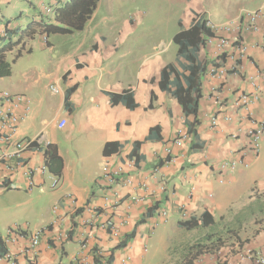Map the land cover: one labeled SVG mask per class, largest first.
<instances>
[{"label": "crops", "instance_id": "obj_1", "mask_svg": "<svg viewBox=\"0 0 264 264\" xmlns=\"http://www.w3.org/2000/svg\"><path fill=\"white\" fill-rule=\"evenodd\" d=\"M198 1L188 0L189 16L179 21L180 28H189L199 17L216 25L229 24L230 31H220L217 37L231 41L240 37L237 45L245 52L235 45L218 57L216 43L201 51L200 58L206 55L207 61H218L228 72L224 77L207 72L201 79L196 149H191L192 138L182 147L174 145L175 139L187 134L186 122L193 123L194 118L186 117L179 101L160 87L168 65L182 72L176 65L177 52L174 58L168 55L171 47L165 40L152 47L143 17L136 20L121 12L119 0H100L82 32L52 35L49 43L38 36L30 45L32 52L13 64L12 75L0 79L1 91L30 101L12 144L1 148L12 158L0 161V237L4 241L9 230L19 232L14 242L5 243L12 260L0 257V264H94L96 250L108 256L133 233L128 246L115 252L114 264L126 257L131 259L128 264H154L150 255L154 245L166 250V264H175L179 258L170 255L175 249L210 230H185L179 223L199 219L205 212L222 227L242 220L239 237L244 244H236L231 252L203 256L195 264H252L249 252L264 256V135L256 155L249 134L264 124V18L257 21V32L246 30L241 36L237 32L248 23L244 14L264 11V0H212L215 10L208 13L195 8ZM12 2L0 0V33L3 20L17 10ZM25 22L22 18L21 25ZM14 55L10 53L8 59ZM24 58L28 59L22 68ZM252 81L261 97L249 105L247 116L235 103L242 94L255 92ZM126 90L133 91V98L124 102ZM5 106L9 107L0 98V109ZM225 116L233 121L225 122ZM212 117L219 118L217 127L210 125ZM24 142L30 146L16 155V145ZM107 143L117 144L109 156L104 153ZM42 144H55L64 161L56 188L52 187L55 177L42 170L40 148L46 147ZM166 148L173 158L157 167L166 159ZM227 160L249 166L221 175L219 167ZM117 167L124 172L111 188L103 178L104 169ZM222 178L224 184L219 183ZM133 196L141 200L135 202ZM46 200L52 205L47 216L32 226L30 218L38 217L37 206ZM162 210L169 212V220L155 227ZM38 231L39 245L33 250L30 239ZM64 234L68 239L62 241Z\"/></svg>", "mask_w": 264, "mask_h": 264}, {"label": "trees", "instance_id": "obj_2", "mask_svg": "<svg viewBox=\"0 0 264 264\" xmlns=\"http://www.w3.org/2000/svg\"><path fill=\"white\" fill-rule=\"evenodd\" d=\"M99 3L100 0H65L60 1L54 8L53 17L39 12L36 17L22 25V15H14L6 19L3 32L0 33V79L12 75L13 63L19 60L24 53L29 54L32 52L30 45L38 36H44L48 42V37L52 35H72L82 32L97 10ZM207 22L206 18L199 17L189 28L181 26V33L174 38L173 42L178 49L176 65L182 72L179 73L174 65L170 64L163 70L160 81L161 89L171 92L173 97L179 101L184 115L194 118L193 123L186 122L187 135L193 140L191 149H196L199 144L195 141L198 136L197 127L200 124L198 119L200 102L203 98L201 79L209 71L210 66L220 67L218 61H207L206 55L205 59L200 58L201 51L206 50L208 40L212 36V32L207 27ZM13 52H15V55L12 63L8 59V55ZM132 98V90L124 91L121 97L124 102L126 99ZM114 147H117L116 143H107L104 149L105 155L112 154L115 151ZM40 149L44 154L45 167L60 183L64 161L59 154L58 147L55 144H49ZM172 158L167 157L161 160L157 167H162L165 163L170 162ZM2 186L6 187L7 185L4 183ZM148 216H153V213L148 212ZM237 223L239 226H237ZM179 224L185 230L209 227L210 230L192 244L180 248L179 252L175 249L171 255L172 259L174 255L177 256V259L179 258L175 264H195L203 256L216 255L227 248H234L236 244H239V247L244 244L239 237L240 227L242 226V220L239 219L235 221L233 226L224 225L222 227L220 222L215 221L208 212H205L199 219L191 217ZM134 237V233L129 235L108 256H104L96 250L94 264H114L116 260L115 252L126 248ZM7 253V246L0 237V257H4Z\"/></svg>", "mask_w": 264, "mask_h": 264}, {"label": "built area", "instance_id": "obj_3", "mask_svg": "<svg viewBox=\"0 0 264 264\" xmlns=\"http://www.w3.org/2000/svg\"><path fill=\"white\" fill-rule=\"evenodd\" d=\"M60 1H65V0H56L52 5H44L42 7V13L46 16H53L54 15V8L59 4ZM246 17L248 19L247 24H242L238 27L237 32L241 36L242 33L246 30H251L252 32H257L258 25L257 21L261 18H264V11H256L252 13H246L242 18ZM207 27L210 29V31L213 33L212 36L209 39V44L212 45L216 43V51L215 53L217 54L218 57L223 56L226 54L227 49L230 46H235L236 45V50H239L241 53L245 52V48L241 45H237L240 43V37L237 39H234L233 41L230 40L228 37H217V34L221 31L223 32H229L230 31V25L229 24H223V25H216L211 22L207 24ZM262 43L264 45V31H263V36H262ZM44 42L47 43L46 38L44 37ZM235 55H232L231 60H235ZM235 69V68H234ZM227 69L224 67H212L209 70V75L210 76H218V77H224L227 75ZM262 72L264 74V63H263V68ZM252 86L254 88V93L252 95H247V94H242L239 99L235 103V107L237 109H244L246 111V115L248 116L249 112V105L252 103L254 100H258L261 96L259 95V87H257V84L252 81ZM0 98L4 99L7 103V106L5 108L0 109V161L3 159H11V155H5V153L2 151L1 148H6L9 147L12 144L14 135L17 130V126L20 124L21 120H23L27 113L30 111V101L24 97L23 95H12L9 92L6 91H1L0 90ZM264 100V97H263ZM20 107H23L24 110L22 113H20L19 110L22 111ZM251 114H249V117ZM223 120L225 122L231 123L233 119L230 116H225L223 117ZM253 123V121H251ZM66 124V121H62L60 124V128H63L64 125ZM219 124V118L218 117H212L210 120V125L212 127H217ZM250 138H251V144L253 147V150L256 155H259L260 153V144L262 140V136L264 135V124H260L259 126L255 127L253 130L249 131ZM185 140H191V138L185 134L182 136H179L177 139L174 140V145L176 147H182L184 144ZM30 146L29 142H24L16 145V148L18 149L16 152V155H19L21 151L26 149L27 147ZM166 158L167 157H172V150L170 148H166L165 150ZM239 166H244L245 168H248V164L242 163L239 160H227L224 161L220 167H219V172L220 174H231L234 173ZM43 171H47V168L44 166ZM124 169L122 167H117L113 170H109L108 168L104 169V174L103 178L106 180L108 183V186L113 188V186L117 183V181L121 178V175L123 174ZM226 181L224 178L219 179V183L224 184ZM59 185V181H57V178L54 179L53 182V188H56ZM144 187V186H143ZM164 187H162L163 189ZM132 200L135 202H138L139 199L138 197L133 196ZM183 212L182 217L184 219L188 218V215L185 211L184 208L181 209ZM157 221L155 223V227L165 224L169 220V212L167 210H162L157 214ZM188 220V219H187ZM86 224L89 223V221L85 222ZM18 229H12L9 230L7 233L6 238L4 239V243L8 242H14V236H16ZM40 236H41V231H38L34 233L30 239L31 242V247L33 250L36 249V247L39 245L40 241ZM113 236L118 237V232L113 231ZM68 237L66 234L60 235V240H67ZM85 245L82 246L84 248ZM147 248H145V252H147ZM250 260H252V264H264V256H262L259 253H250ZM4 258L12 260L10 254H6ZM130 257H126L121 260V264H128L130 262Z\"/></svg>", "mask_w": 264, "mask_h": 264}, {"label": "rangeland", "instance_id": "obj_4", "mask_svg": "<svg viewBox=\"0 0 264 264\" xmlns=\"http://www.w3.org/2000/svg\"><path fill=\"white\" fill-rule=\"evenodd\" d=\"M52 1L53 0H13L11 6L17 10L12 13V16L22 15V18L27 22L36 17L39 12H42L43 4L49 5ZM213 1L199 0L198 3H195V8L203 7L208 13L211 10H215ZM219 1L220 0H218V3ZM30 3L32 5H30ZM121 4L124 5L125 10H122L124 7H121ZM117 7L120 8L121 12L126 11L130 18L133 17L137 20L138 17H143L144 25L148 28L151 37L152 47L160 41L165 40L171 47L168 51V55H172L173 58L175 57L177 46L174 44L173 40L181 33L179 21H186L189 16V13H187L190 7L188 0H128V3L127 0H119ZM4 11H6L5 6L2 8V12ZM3 23L5 24L4 20ZM161 43L162 42H160V44ZM34 52L38 53L39 50L35 49ZM37 57H39V55ZM27 59L28 58H24L22 61L24 63L21 64L22 68L25 67ZM37 62H39V60ZM30 64L32 65V63ZM51 190L53 191V189ZM51 206L52 205L48 200L39 203L37 206L39 215L36 219L30 218V224L33 226L34 224L41 222L44 216H47V212ZM33 207L35 208V205H33ZM157 247V245H154L150 252V255L155 256H153L154 264H166V250ZM231 249L234 248H227L226 250L231 252ZM176 251L179 252L180 248H177ZM170 255H172V253Z\"/></svg>", "mask_w": 264, "mask_h": 264}, {"label": "clouds", "instance_id": "obj_5", "mask_svg": "<svg viewBox=\"0 0 264 264\" xmlns=\"http://www.w3.org/2000/svg\"><path fill=\"white\" fill-rule=\"evenodd\" d=\"M209 23V21L207 22V24ZM214 24V23H213ZM213 34V33H212ZM209 41V40H208ZM207 44H209V42L207 43ZM210 45V44H209ZM212 68V67H211ZM211 68H209V70L211 69ZM208 73H209V71H208ZM191 138V137H190Z\"/></svg>", "mask_w": 264, "mask_h": 264}, {"label": "water", "instance_id": "obj_6", "mask_svg": "<svg viewBox=\"0 0 264 264\" xmlns=\"http://www.w3.org/2000/svg\"><path fill=\"white\" fill-rule=\"evenodd\" d=\"M42 146H44V147H45V146H46V144H42Z\"/></svg>", "mask_w": 264, "mask_h": 264}]
</instances>
